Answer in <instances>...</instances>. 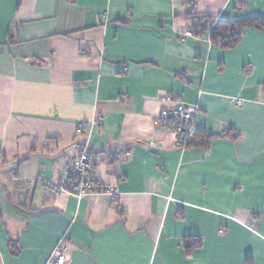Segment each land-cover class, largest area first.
<instances>
[{
  "label": "crops",
  "instance_id": "1",
  "mask_svg": "<svg viewBox=\"0 0 264 264\" xmlns=\"http://www.w3.org/2000/svg\"><path fill=\"white\" fill-rule=\"evenodd\" d=\"M255 14L264 0H0V264H52L61 240L65 264H264V30L185 36L194 15ZM164 91L207 147L177 146ZM77 145L117 200L51 191Z\"/></svg>",
  "mask_w": 264,
  "mask_h": 264
},
{
  "label": "built area",
  "instance_id": "2",
  "mask_svg": "<svg viewBox=\"0 0 264 264\" xmlns=\"http://www.w3.org/2000/svg\"><path fill=\"white\" fill-rule=\"evenodd\" d=\"M212 26H214V23H211L210 27ZM192 35H195V33L190 28L185 36ZM161 101L164 105V109L159 116L161 121L174 131L177 146L184 149L188 148L186 144L191 142L197 134L195 124L197 107L183 100L181 96L169 91L162 92ZM234 104L240 106L241 99L236 98ZM97 122H102L100 113L98 114ZM127 153L129 152H118L115 158L122 159ZM98 160L99 155L95 151L77 145L76 156L66 165L63 175L56 182L50 184L51 191L54 194H72L78 198L103 192L111 196L113 200H117L120 196L118 188L106 183L93 173L97 167ZM11 175H14L13 170ZM66 250L67 245L61 240L54 252L52 264H65Z\"/></svg>",
  "mask_w": 264,
  "mask_h": 264
},
{
  "label": "trees",
  "instance_id": "3",
  "mask_svg": "<svg viewBox=\"0 0 264 264\" xmlns=\"http://www.w3.org/2000/svg\"><path fill=\"white\" fill-rule=\"evenodd\" d=\"M193 18L198 19V22L191 26V29L196 36L208 32L209 38L213 43H219L224 47H231L239 42L244 31L248 28L264 30V18L258 14L248 15L237 20L218 19L215 22H213V18L208 15H194ZM212 22L214 23V26L210 27ZM212 138V135L197 129L195 138L186 145L187 147L195 145L207 147ZM10 243L12 245L15 242L11 241ZM198 244L199 240L195 243L188 240L186 246L187 250H191L192 247H195Z\"/></svg>",
  "mask_w": 264,
  "mask_h": 264
}]
</instances>
